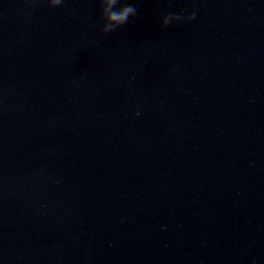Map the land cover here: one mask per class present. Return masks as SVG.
<instances>
[{
  "label": "water",
  "instance_id": "obj_1",
  "mask_svg": "<svg viewBox=\"0 0 264 264\" xmlns=\"http://www.w3.org/2000/svg\"><path fill=\"white\" fill-rule=\"evenodd\" d=\"M121 3L0 0V264H264V0Z\"/></svg>",
  "mask_w": 264,
  "mask_h": 264
},
{
  "label": "clouds",
  "instance_id": "obj_2",
  "mask_svg": "<svg viewBox=\"0 0 264 264\" xmlns=\"http://www.w3.org/2000/svg\"><path fill=\"white\" fill-rule=\"evenodd\" d=\"M47 7L57 8L63 5L64 0H45ZM101 10V20L103 21L100 32L104 35L115 32L125 26L130 18L138 15V9L134 3H121V0H99ZM196 18V11L184 16L180 13L169 12L164 15L160 22L162 29L169 27L173 23L182 21H192Z\"/></svg>",
  "mask_w": 264,
  "mask_h": 264
}]
</instances>
